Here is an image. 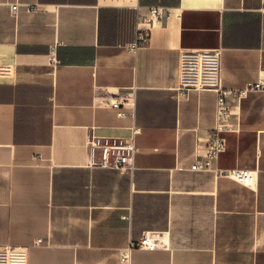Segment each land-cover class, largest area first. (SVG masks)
Instances as JSON below:
<instances>
[{"label": "crops", "instance_id": "obj_1", "mask_svg": "<svg viewBox=\"0 0 264 264\" xmlns=\"http://www.w3.org/2000/svg\"><path fill=\"white\" fill-rule=\"evenodd\" d=\"M152 7L170 13L150 22ZM201 50H220L221 89L264 83V0H0V65L13 67L0 79V246L28 248L29 264H123L131 247L130 264H264V93L229 98L226 151L192 171L219 100L180 89L181 52ZM130 88L133 120L107 104ZM133 126L132 175L91 165L92 132L129 140ZM149 233L165 247L136 248Z\"/></svg>", "mask_w": 264, "mask_h": 264}, {"label": "built area", "instance_id": "obj_2", "mask_svg": "<svg viewBox=\"0 0 264 264\" xmlns=\"http://www.w3.org/2000/svg\"><path fill=\"white\" fill-rule=\"evenodd\" d=\"M13 14L17 13L18 6H12ZM170 10L161 7H152L149 10L150 22H158L169 15ZM139 41L147 38L149 30L145 27L138 28ZM220 50L183 51L180 58L179 84L182 91L215 89L219 92L217 123L205 145V151L197 162L191 167L194 172H207L226 151L227 141L225 134L235 132L236 121L233 117V108L229 102L230 97L237 95L244 98L249 92L261 91L264 93V83L252 84L243 90L234 93L220 88ZM13 75V67L0 65V79L10 78ZM136 88H130L122 93L113 94L107 100L119 118H135V103L133 92ZM132 138L129 140L112 137L97 136L91 133L87 141L91 165L97 168L119 171L122 174L132 175L134 158L137 148L134 137L140 133V129L131 128ZM219 176H228L235 179L245 187H253L256 184V174L249 170H216ZM38 240L35 245H41ZM144 250H156L165 247V243L158 234H146L135 246ZM131 248L121 251L120 260L123 264H130ZM0 264H29V249L23 247L0 246Z\"/></svg>", "mask_w": 264, "mask_h": 264}, {"label": "rangeland", "instance_id": "obj_3", "mask_svg": "<svg viewBox=\"0 0 264 264\" xmlns=\"http://www.w3.org/2000/svg\"><path fill=\"white\" fill-rule=\"evenodd\" d=\"M105 34H106V35H105V38H106V39H113V37H112L110 31L106 32Z\"/></svg>", "mask_w": 264, "mask_h": 264}]
</instances>
